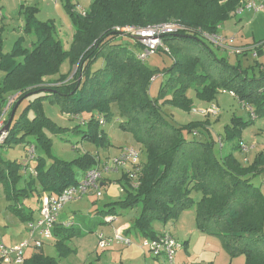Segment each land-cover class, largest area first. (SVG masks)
<instances>
[{"label": "trees", "instance_id": "16d2710c", "mask_svg": "<svg viewBox=\"0 0 264 264\" xmlns=\"http://www.w3.org/2000/svg\"><path fill=\"white\" fill-rule=\"evenodd\" d=\"M242 1L94 0L84 15L68 1L65 6L75 30L69 51L56 36L53 22L40 21L37 7L21 5L25 33L34 31L36 41L31 51L22 49V39L10 53H4V28L0 26V72L5 75L0 96L16 97L12 111L24 100L34 99L18 119L13 117L8 136L0 146V200L4 193L6 200L13 202L8 209L27 223L34 220L35 212L24 205L25 200L44 193L61 195L80 183L77 170L85 174L99 164V155L91 152L70 162L53 157L51 163H46L43 153L50 154L52 144L44 131L62 134L67 130L46 116L45 101L59 104L63 115L86 116V122L73 131L97 149L112 146L98 118H104L106 124L111 122L115 104L120 130L131 134L134 143L146 152V161L141 163L138 187L133 188L124 175L126 197L106 205L99 213L104 218L117 217L119 209H140L129 233L154 239L159 235L154 223L176 221L185 211L195 208L197 228L219 238L231 259L244 256L245 264H264V192L253 181L264 173V152L249 165H243L234 155L243 152L242 134L255 120L233 116L224 127V138L220 134L216 140L214 122L204 119L178 127L163 116L158 105L172 96L164 104L191 113L194 105L189 90L207 104L217 103L218 94L226 91L233 92L243 106L251 107L256 119L264 117V64L258 60L247 68L241 61L231 64L227 58L216 56L197 32L218 33L220 24L236 16L234 12ZM173 21H180L185 30L163 37L172 65L162 73L167 79L159 98L153 99L152 79L161 73L141 63L121 42L123 34L116 28L145 29ZM135 43L141 50L142 46ZM263 54L259 49L258 57ZM100 60L104 61L102 67L94 70ZM65 62L70 71L61 74ZM76 65L77 73L71 77ZM54 76L58 78L49 79ZM4 101L3 107L7 99ZM11 115L12 112L7 123ZM32 138L39 141L42 154L36 155V176L27 177L21 173L28 169L27 164L6 161L1 149L27 146ZM222 139L230 145V153L218 157L215 147L224 146ZM21 182L25 183L23 188L18 186ZM195 192L201 194L198 202L193 198ZM79 235L74 226L55 228L60 259L74 252L70 242ZM42 250L27 256L24 264H59Z\"/></svg>", "mask_w": 264, "mask_h": 264}, {"label": "rangeland", "instance_id": "374dc122", "mask_svg": "<svg viewBox=\"0 0 264 264\" xmlns=\"http://www.w3.org/2000/svg\"><path fill=\"white\" fill-rule=\"evenodd\" d=\"M68 1L70 4L74 5L75 10L77 11L81 9H89L90 5L94 0H57L56 3L47 2L44 0H0V7H2L4 15L3 19L0 18V26L4 28L2 32V51L4 53H10L14 49L16 44L18 42H21L22 39V49H27L31 51L33 48V44L36 41V35L34 31L28 34L25 33V23L23 15L21 14V5H31L32 7H37V18L40 21L53 22L56 29V36L62 42L64 49L66 51H69L72 47L75 30L72 26L70 15L65 6ZM235 15L236 16L232 17L229 21L220 24V26L218 27V33L222 31L221 33L224 35L227 34V36L235 37V45L241 47L247 46L252 48L258 45L259 43L264 42V10L259 13H254L252 11L245 10L242 14L237 15L235 13ZM176 22L182 24L180 21ZM202 40L213 50L216 56H223L227 58L231 64H236L241 61L242 66L244 68L254 66L256 60L264 64V54L256 59L253 58L251 55L248 56L244 54H229L227 50L214 46L206 39ZM121 42L126 45L129 49H131V51L136 55L140 53L141 50L139 49V47L136 46L135 41L132 40L130 35L123 34ZM165 47L167 46L165 45ZM103 62V60H100L94 66V70L100 69L103 65ZM145 64L150 69L157 71V73H161V75H158L152 79V84L150 88V96L153 99L159 98L160 88L167 79V76L162 75V73H164L165 70L172 65L170 50L168 53L164 49H160L158 52L150 56L145 62ZM69 66V63L65 62L62 65L61 74H67L70 70ZM71 72V77H73L77 73V65L73 68ZM256 72H258V70H256ZM4 76V73L0 72V90L2 88ZM57 78L58 76H54L50 77L49 79L56 80ZM44 81L45 83L47 82V80ZM48 86L52 87L54 86V84H49ZM188 95L193 100L194 105V109L191 113H187L177 106L171 104H164V101L166 99L172 98V96H168L166 99H162L158 103L163 116L169 121L173 122L174 125L178 127L186 125L193 121H199L203 117L204 119H209L211 122H214V137L216 140L219 139L220 134L224 138V127L231 123L233 116L240 118L243 121H250L251 119L255 120L252 125H250L247 129L244 130L242 134V141L244 142V146L242 147L243 152H237L234 155L236 159L239 160L243 165H249L253 163L256 156L264 152V117L256 119L255 116L253 118L247 106H243V104H241L236 97L231 96L229 93H224V91L218 94L217 103H209L207 105L204 103L202 104V102L197 99L196 92L194 90H189ZM10 96L11 98L14 97L16 101L15 96ZM10 96L6 94L0 96V108L3 107L5 103L4 100L6 99L7 102L3 109L7 107ZM33 99L34 97L28 98L19 104L14 115L15 119H18L21 116L22 112L29 104L30 100ZM43 105L46 116L53 120L58 126L67 130L65 133L62 134H54L53 132H50L48 130L44 131L46 137L51 139L52 144L50 154L43 153L47 164L51 163L53 157L70 162L75 160L85 152L93 153L97 150H99V152L104 155L103 152L105 151V149H97L96 145L83 142L81 134L73 131V129L77 125L82 124V120L87 119L86 116L77 117L63 115L61 112L60 105L52 104L50 101H45ZM212 105H215L217 107L215 115L208 113L203 114L199 111L208 110L212 107ZM12 108L13 106L10 109L9 115L12 112ZM112 110L115 116L112 121L107 123V125L104 127L108 135L109 141L112 144V146L108 149H112L114 152H116L117 150H119V147H135L140 153V163H144L146 161V152L134 143V139L131 134L125 133L120 130L119 111L117 105L113 104ZM32 117L33 113L30 112L29 118ZM216 120H219L217 124H215ZM83 128L84 127L81 126V129ZM30 141L31 143H29L28 145L35 146L36 155L38 156V154H42L41 145L39 141L34 138L30 139ZM4 142L1 143L0 146L3 145ZM222 142L224 145L223 147L220 148L219 145H216L215 147V154L218 157H223L230 153V145L225 142L224 139H222ZM25 147L26 146H24V144H18L11 149H1V152L6 161H18L21 164H27L28 169L21 173L23 175H27L28 177L29 174L33 175L31 173V169H34V167L36 166V159L34 161H29ZM246 153L248 158L246 157ZM83 176L84 173L82 171L77 170V177L79 179H82ZM253 181L254 184L259 186L264 192V173L258 175L257 178H255ZM18 186L20 188H23L25 186V183L21 182V184H19ZM120 188L121 186L119 185V183H115V185L113 186V191L112 189L110 191L107 188L102 189L103 195L101 198L98 199L95 194H89L85 196V199H83L82 203L77 204V207H75V212H71V214L75 217V224L72 226H74L75 229H77V232L81 233V235L77 237L76 241L70 244L74 252H72L67 258H59L58 251L55 247L56 238L53 241H48L45 243L43 247L44 253L46 255L56 258L59 261V264H90V262L94 264H97L98 262L99 264H108L106 260L108 256L107 253L111 252V250H113V248H116L117 246L105 251L98 249L97 231L99 233L100 231H107L108 229L106 228V224H102L104 222V216L102 214L95 213V210H104L106 204L104 205L103 203L106 201L111 202V197L116 191H119ZM33 194L35 195L36 193L34 192ZM193 198L196 200V202H198L201 199V194L195 192L193 193ZM29 199L30 198H28L27 200ZM31 199L37 198L33 197ZM115 199L116 200L111 203L120 201L118 197H116ZM94 200L96 201L95 204L98 205V208H94L90 212V206L92 207L94 205V203H92L94 202ZM9 205H13V202L10 203L9 201H7L4 193H2V197L0 200V226L4 223H7L9 225L10 220H14L15 223V220L18 219L16 215L8 209ZM73 205L70 202L67 206H65L66 209L64 210V213L69 212L70 208L73 209ZM191 210H193L194 212L195 208H192ZM121 211V219L123 221H135V211L121 209L117 210L118 213ZM64 213L62 214V216L64 215ZM187 230L190 231V228H187ZM177 240L183 242L181 238L180 240ZM32 253L33 250H28L26 252V255L29 256ZM98 256L101 257L99 261L97 260ZM153 261L155 262V260Z\"/></svg>", "mask_w": 264, "mask_h": 264}, {"label": "built area", "instance_id": "2783aa9c", "mask_svg": "<svg viewBox=\"0 0 264 264\" xmlns=\"http://www.w3.org/2000/svg\"><path fill=\"white\" fill-rule=\"evenodd\" d=\"M48 2L56 3L57 0H46ZM264 0H244L237 8L235 13L237 15L242 14L245 10H249L255 13H259L264 9ZM81 14H85V11H81ZM3 11L0 7V18L3 19ZM117 31L122 34H128L130 37L142 46L139 54L136 55L137 59L145 64L150 56L158 52L160 49H164L169 53V48L165 47L163 43V37L169 34H175L179 31L185 30L182 24L179 22H166L161 24H155L145 29H138L134 27L116 28ZM202 39H206L214 46L223 48L229 52V54L241 55L248 52L253 58L258 57V50L264 51V42L259 43L255 47H241L235 45V37L227 36L221 33L211 34L205 33L202 30L197 31ZM235 97L233 92H226ZM15 101L14 97H10L8 105L2 110L0 114V144L8 136V132L4 131L7 124L10 109ZM251 112L252 117L256 115L254 110L247 106ZM217 107L212 105L208 110H199L203 114L215 115ZM98 121L102 127L106 126L104 118L99 117ZM86 121L82 120V124ZM26 153L29 161L36 159L35 146L27 145ZM140 153L135 147L127 146L121 149L118 155L108 158L99 159V164L86 172L77 186H72L66 189L61 195L44 193L40 197V205L38 208V215L34 220L26 223L28 230V238L21 243L8 246L5 244L3 238L0 235V263L1 264H24L27 257L26 252L33 250L38 252L43 249L44 245L48 241H53L54 230L60 225V217L64 210V207L70 202L79 201L83 197L89 194H95L99 199L103 195L102 182L107 174L116 173L125 170V175L130 180L133 188H137L139 185V177L142 174V166L139 161ZM31 173L36 176L34 169H31ZM117 219L116 216H107L104 218L105 223H113ZM74 218L70 217L67 221L62 223L64 227H70L74 225ZM125 229H117L112 235H107L103 232L97 233L98 249L108 250L116 244L124 247H129L134 244L131 238L125 235ZM140 247L142 250L150 254L157 260H161L162 264H178L177 255L179 251L183 249V244L177 241L174 236L169 232H163L154 239L144 238Z\"/></svg>", "mask_w": 264, "mask_h": 264}, {"label": "crops", "instance_id": "0c3cea01", "mask_svg": "<svg viewBox=\"0 0 264 264\" xmlns=\"http://www.w3.org/2000/svg\"><path fill=\"white\" fill-rule=\"evenodd\" d=\"M44 1H46V0H44ZM77 11L78 12H81V11L86 12L87 9H81V10H77ZM225 35H227V34H225ZM249 55L250 54H248V56ZM69 69H70V66H69ZM204 104L207 105V103H204ZM201 120H204V117ZM121 148H124V147H119V150H117L116 152H114L112 149H105V151L103 152L104 155H102L101 152H99V150L93 152L92 154H97L102 159H108V158H111V157L118 155L119 152L121 151L120 150ZM124 173H125V170L122 169L119 172L107 174L104 177V180L102 182V188H107L110 191L112 189V191H113V186L115 185V183H119V185L121 186L119 191H116L113 194V196L111 197V199H110L111 202L116 200L115 199L116 197H118L119 199H124L127 195L126 188L124 186L125 182L123 180V176L125 175ZM35 197L37 199L25 200L24 204L26 207H29L31 210H33L35 212L34 217L36 218L38 215V208L40 205V196L39 197L35 196ZM83 199H85V197H83L79 201L71 202L72 205L73 204L74 205H73V209H71V208L69 209V212L64 213V210L66 209L64 207V210L62 212V214L64 213V215L62 216V214H61V217H60V225L61 226H62V223L67 221L70 217L75 218L74 215L71 214V212H75V210H76L75 207H77V204L82 203ZM95 202H96L95 200H94V202H92V203H94V205L92 207L90 206V209H91L90 212L94 208H98V205H96ZM111 202L106 201L103 204L108 205ZM104 209H106V208L104 207ZM95 211H96L95 213L100 212L99 209H96ZM133 211H135V213H136L135 218H137V216L139 215V212H140L139 209H133ZM119 213H120V216H117V219L113 223L109 224V223L103 222L102 224H106V228L108 230L107 231H100V232H104L107 235H112L114 233V231L117 229H125V232H124L125 235L128 238H131L133 240L134 244L129 246V247H124L122 245L116 244L113 246V247L117 246L116 248H113V247L109 248V249L113 248V250H111V252L107 253L108 256H107L106 260H107L108 264H162L161 260L155 259L150 254H148L147 252L142 250V248L140 247V243L143 240V238L140 237L139 235H136L135 233H132V232L129 233L134 222L123 221L121 219L122 218L121 217L122 211ZM153 228L157 234H161L162 232H169L173 236H175V238H177L179 240H180V238L182 239L183 242H181V243L183 244V249L181 251H179V253L177 255V263L178 264H245V257L244 256H241V257L235 258V259H231L229 254L223 248V245H222L219 238L207 235L205 233H202L197 228L196 209L194 210V212L191 209L185 211L181 215L180 219L177 221H171V222H168L167 224L154 223ZM187 228H190V231L187 230ZM97 233H98V231H97ZM0 235L3 238L6 245H8V246L17 245V244L21 243L22 241H24L25 239L28 238V230H27L26 223H22L18 219L15 220V223H14V220H10L9 225L7 223H4L0 226ZM57 239H59V238H56V241H57ZM76 240H77V237L74 238L70 242V244ZM43 253H44V251H43ZM100 259H101V257L98 256L97 260L99 261ZM153 260H155V262ZM90 264H94V263L90 262ZM97 264H99V262ZM102 264H104V263H102Z\"/></svg>", "mask_w": 264, "mask_h": 264}, {"label": "water", "instance_id": "95a60500", "mask_svg": "<svg viewBox=\"0 0 264 264\" xmlns=\"http://www.w3.org/2000/svg\"><path fill=\"white\" fill-rule=\"evenodd\" d=\"M18 106H19V104H18V105L14 108V110L12 111L11 118H10L9 122L6 124V126H5V128H4V131H5V132H8V131H9V129H10V125H11V123H12L13 117H14V115H15V112H16Z\"/></svg>", "mask_w": 264, "mask_h": 264}]
</instances>
